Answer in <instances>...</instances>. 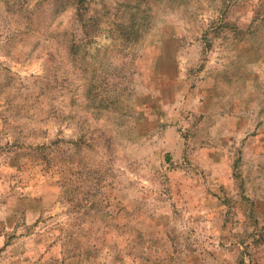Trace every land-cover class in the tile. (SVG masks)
Here are the masks:
<instances>
[{
	"label": "rangeland",
	"instance_id": "374dc122",
	"mask_svg": "<svg viewBox=\"0 0 264 264\" xmlns=\"http://www.w3.org/2000/svg\"><path fill=\"white\" fill-rule=\"evenodd\" d=\"M0 264H264V0H0Z\"/></svg>",
	"mask_w": 264,
	"mask_h": 264
}]
</instances>
